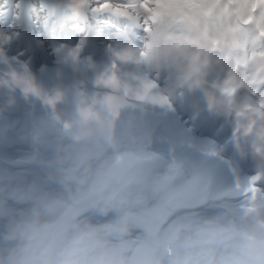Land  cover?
Returning <instances> with one entry per match:
<instances>
[{
  "label": "trees",
  "instance_id": "16d2710c",
  "mask_svg": "<svg viewBox=\"0 0 264 264\" xmlns=\"http://www.w3.org/2000/svg\"><path fill=\"white\" fill-rule=\"evenodd\" d=\"M105 2L122 0H88L82 8L73 5L71 0H0V264L30 261L24 256L25 249L22 250L21 245H35L23 239L40 227L38 206H43L49 213L58 212L53 204H46L47 198L62 196L59 188L49 185L38 172L31 179L26 171L35 170L29 164L35 165L46 143H53L56 135L67 138L69 134L64 131V117L68 115L73 119L74 116L72 118L66 112L65 106L75 109L77 101L67 94L70 97L67 103L58 93L68 89L67 84L89 92L81 80L98 86L107 76L102 72V65L110 71L116 85L121 86L119 81L124 80L138 92L146 88V81L153 84L160 94L169 96L168 100L178 111L182 108L183 113L188 114L191 123L193 116L200 119L199 134H212L216 121L221 122V133L228 125H239L237 137L251 139L248 143L250 152L242 160L243 164L252 153L257 155L256 149L261 157L252 165H245L246 170L262 167L260 171H264V115L257 111L259 93L264 92V85L248 84V80L264 67V60L259 57V53L264 52V40L257 38L255 25H250L237 37L236 50L224 49L208 54L206 67V56L202 53L196 65L201 71L196 73L192 62L195 49L175 43L174 38L181 34L179 29L172 33V38H158L149 55L141 58L139 52L143 50L145 40L143 31L130 21L98 11L97 6ZM77 45L80 51L73 55ZM253 53L257 54L255 58ZM236 60L241 61V67L235 73L236 80L237 83L242 80L243 86L229 103L230 98L222 95L220 89L225 86L224 80L233 71ZM153 72L156 73L152 75ZM258 79H264V71ZM167 86L170 88L166 93ZM253 92L257 95L253 96ZM144 99L145 93L138 95L137 103L122 98L125 105L132 106L127 116L132 112L138 116L149 115ZM245 105H251V108L246 109ZM107 108L110 114L118 109ZM55 111L57 116L51 120ZM237 112L244 114L238 117ZM120 122L125 127L129 119L123 116ZM34 130L38 134L35 135ZM32 152L33 158H30ZM151 178H148V184ZM17 179L25 187L31 183L36 191L29 190L24 199H19ZM202 199L203 212L195 220L200 231L207 226L214 229L215 225L208 223L206 226L205 220L219 219L222 211L225 214L222 219L227 218L228 223L217 224L218 230L233 229L236 234L231 239H226L224 233L215 239L203 234L200 264H209V261L224 264L225 257L238 254L244 240L264 242L262 196L244 190L222 192L218 189L214 194L207 192ZM64 200L62 197L61 201ZM79 220L75 219L72 226L78 225ZM102 223L97 224L93 218L88 225L109 242L107 245L111 249L114 244H110L109 234H103ZM57 225L39 229L43 254L40 253L37 264H59L60 254L71 238L64 241V248H50L47 244L50 234L46 232H55ZM46 251L51 253L46 255ZM58 252L59 258L56 257Z\"/></svg>",
  "mask_w": 264,
  "mask_h": 264
},
{
  "label": "rangeland",
  "instance_id": "374dc122",
  "mask_svg": "<svg viewBox=\"0 0 264 264\" xmlns=\"http://www.w3.org/2000/svg\"><path fill=\"white\" fill-rule=\"evenodd\" d=\"M104 69L102 65L107 76L98 86L81 80L89 92L67 84L68 89L58 93L67 103V94L77 101L75 109L65 106L66 112L74 116L64 117V131L69 134L67 138L56 135L53 143H46L35 165L29 164L35 170L26 172L31 179L38 172L49 185L58 187L62 196L47 198L46 205L53 204L57 213H49L43 206L36 208L41 224L23 239L35 244L21 245L24 256L36 264L43 254L40 228L46 230L58 224L55 232H47V244L59 250L78 229L90 228L88 223L94 218L97 224L103 222V234L111 236V249L132 264L142 258L151 264H174L178 258L189 257V264H200L201 233L210 229L207 224L218 230L217 224L228 223L220 211V218L206 219L207 229L200 231L195 220L203 212V195L214 194L218 189L246 192L248 179L263 168L247 171L245 165H252L261 157L252 153L243 164L251 139L237 137L239 125H228L221 133V122L216 121L212 134H199L200 119L193 116L191 123L188 114L182 108L178 111L169 96L160 94L153 84L146 81V88L137 92L124 80L119 81L121 86L116 85L110 71ZM141 93H145L142 103L149 108V115L132 112L127 116L132 106L125 105L122 98L133 102ZM107 106L113 111L112 106L118 109L110 114ZM55 116L57 111L51 120ZM123 116L129 119L125 127L120 122ZM17 183L19 199H24L29 190L36 191L31 183L29 187L20 179ZM132 186L139 187L148 197L142 211L131 208L128 192ZM258 187L264 189V181ZM72 191L76 192L70 194ZM81 216L85 217L73 227V221ZM121 229L126 231L121 233ZM50 253L46 251V255Z\"/></svg>",
  "mask_w": 264,
  "mask_h": 264
},
{
  "label": "snow or ice",
  "instance_id": "6c2138e0",
  "mask_svg": "<svg viewBox=\"0 0 264 264\" xmlns=\"http://www.w3.org/2000/svg\"><path fill=\"white\" fill-rule=\"evenodd\" d=\"M76 7H84L88 0H71ZM100 12H108L117 17L132 22L139 27L145 40L139 52L141 58L149 55L154 42L159 39L172 38V33L177 29L180 35L175 37L177 46L183 44L195 49L192 56L193 71L199 73L201 68L196 66L201 54H205L204 66L209 63L207 55L215 51L237 49V37L245 32L250 25H255L256 36L264 40V0H122V2H105L97 6ZM80 51L79 45L74 49L73 55ZM253 58L257 56L253 53ZM260 59L264 60V52L259 53ZM241 67V61L234 62L233 71L224 80V87L220 89L222 95L230 98L235 97L243 86L241 80L237 83L235 73ZM264 67H261L251 79L249 85H264V79H258ZM257 95L256 92L252 93ZM257 111L264 115V92L259 93ZM251 108V105H245ZM243 112L236 115L242 116ZM251 131V126L249 128ZM237 130H233V136ZM259 155V149H256ZM264 181V171H257L248 179L249 188L246 192L256 196H264V190L258 185ZM255 198V196H254Z\"/></svg>",
  "mask_w": 264,
  "mask_h": 264
},
{
  "label": "clouds",
  "instance_id": "9594fccd",
  "mask_svg": "<svg viewBox=\"0 0 264 264\" xmlns=\"http://www.w3.org/2000/svg\"><path fill=\"white\" fill-rule=\"evenodd\" d=\"M83 217V216H81ZM78 217L77 219H81ZM121 233L126 229H121ZM209 234L215 239L221 233L226 239H231L236 233L233 229H207L203 234ZM189 258L176 259L174 264H189ZM264 262V242L244 240L239 245L238 254L224 258V264H262ZM16 264H33L31 261ZM37 264V263H36ZM38 264H42L38 262ZM59 264H132L122 255L110 249L95 228L78 229L65 246ZM135 264H151L150 261L140 259ZM209 264H212L209 261Z\"/></svg>",
  "mask_w": 264,
  "mask_h": 264
},
{
  "label": "water",
  "instance_id": "95a60500",
  "mask_svg": "<svg viewBox=\"0 0 264 264\" xmlns=\"http://www.w3.org/2000/svg\"><path fill=\"white\" fill-rule=\"evenodd\" d=\"M129 197L131 199V208L142 211L146 205V193L139 187L132 186L129 188Z\"/></svg>",
  "mask_w": 264,
  "mask_h": 264
},
{
  "label": "bare ground",
  "instance_id": "6f19581e",
  "mask_svg": "<svg viewBox=\"0 0 264 264\" xmlns=\"http://www.w3.org/2000/svg\"><path fill=\"white\" fill-rule=\"evenodd\" d=\"M259 164H260V163H259ZM259 164H258V165H259ZM46 233H47V232H46Z\"/></svg>",
  "mask_w": 264,
  "mask_h": 264
}]
</instances>
